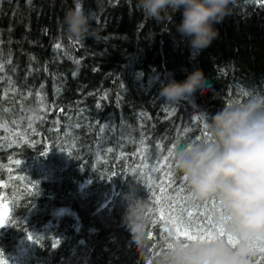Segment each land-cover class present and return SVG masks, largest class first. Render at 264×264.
<instances>
[{"label": "trees", "instance_id": "trees-1", "mask_svg": "<svg viewBox=\"0 0 264 264\" xmlns=\"http://www.w3.org/2000/svg\"><path fill=\"white\" fill-rule=\"evenodd\" d=\"M73 5L0 0V262L152 264L172 230L153 223V193L197 222L220 211L216 199L189 198L168 151L208 139L210 116L246 99L243 92L264 95V0H233L219 36L199 52L175 30L179 12L146 18L136 0H83L100 40H72L62 19ZM195 69L208 91L165 105L161 83ZM165 156L171 187L158 164ZM133 177L148 206L146 252L130 245L123 223ZM251 264H264V254L256 251Z\"/></svg>", "mask_w": 264, "mask_h": 264}, {"label": "clouds", "instance_id": "clouds-1", "mask_svg": "<svg viewBox=\"0 0 264 264\" xmlns=\"http://www.w3.org/2000/svg\"><path fill=\"white\" fill-rule=\"evenodd\" d=\"M138 10L154 20L169 18L179 12L175 30L194 52L207 49L219 36L216 27L231 15L233 0H136ZM96 13L86 10L83 0H74L65 12L62 25L66 36L85 42L88 37L100 40L93 25ZM208 91L203 73L195 69L183 81L161 83L159 97L165 105L178 106L191 101L196 93ZM243 101L228 102L210 116L208 139L178 145L173 149L175 168L186 177L195 200L215 198L220 211L213 222L225 237L237 238L234 247L226 238L185 241L169 231L152 264H251L256 255L254 242L264 243V95L249 92ZM130 191L124 194L127 208L123 223L139 252L149 246L147 202L135 195V177Z\"/></svg>", "mask_w": 264, "mask_h": 264}, {"label": "snow or ice", "instance_id": "snow-or-ice-1", "mask_svg": "<svg viewBox=\"0 0 264 264\" xmlns=\"http://www.w3.org/2000/svg\"><path fill=\"white\" fill-rule=\"evenodd\" d=\"M55 47L60 48V44H56ZM0 68H2V65H0ZM244 95H247V92H243ZM207 125H205V128ZM207 135V134H205ZM200 138H197L199 140ZM205 139L204 141H206ZM203 141V142H204ZM175 147V145H174ZM111 151V149H109ZM48 152H41V155H46ZM172 151H168V156H172ZM168 156L163 157L162 161H158V164H161L162 167H167L168 171L166 173V176L168 178V186L171 187L172 184L175 183V178L171 172V166L167 165L165 162L168 160ZM15 163L19 164L20 161H14ZM146 166V165H145ZM154 171H160L162 168H154ZM115 175V174H113ZM184 181H186V177H182ZM159 192L164 193L166 189L164 187H159ZM181 193L185 192L186 189L184 187H181L179 189ZM189 193V198H193L191 190L187 189ZM153 198H154V206L150 211H153L155 213H158L159 215L157 216V219L153 221V223H158L160 221H163L165 224L171 225L172 230L176 233V238L177 239H183L185 241H194V240H211L216 237L220 238H226L227 243L229 246L234 247L237 238L232 237V236H227L225 237V233L223 230L220 228L219 225L215 224L212 220V217L210 215H207L205 217H201V222H197L195 218H193V213L191 211L186 212V216L184 214H175L173 211H171L173 205L171 203L172 197H164V196H157L156 193H153ZM168 199L169 205L168 208L169 210L165 212L164 208V199ZM194 199V198H193ZM212 203L215 205V198H212ZM199 207V206H198ZM6 223L0 222V227H4ZM166 232H169L168 228H165ZM151 238V236H150ZM29 239H32L31 236H29ZM36 242H39V238H36ZM59 241H56V245H58ZM252 247L255 249V251H259L261 254H264V243H253ZM0 264H3V262H0Z\"/></svg>", "mask_w": 264, "mask_h": 264}, {"label": "rangeland", "instance_id": "rangeland-1", "mask_svg": "<svg viewBox=\"0 0 264 264\" xmlns=\"http://www.w3.org/2000/svg\"><path fill=\"white\" fill-rule=\"evenodd\" d=\"M5 212H6V208L2 204H0V222H3Z\"/></svg>", "mask_w": 264, "mask_h": 264}]
</instances>
